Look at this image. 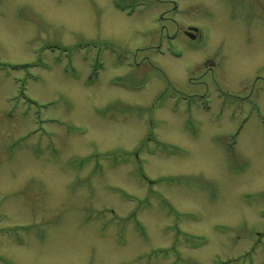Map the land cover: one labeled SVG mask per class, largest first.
Wrapping results in <instances>:
<instances>
[{
	"label": "rangeland",
	"instance_id": "374dc122",
	"mask_svg": "<svg viewBox=\"0 0 264 264\" xmlns=\"http://www.w3.org/2000/svg\"><path fill=\"white\" fill-rule=\"evenodd\" d=\"M177 1L0 0V264H264V0Z\"/></svg>",
	"mask_w": 264,
	"mask_h": 264
},
{
	"label": "flooded vegetation",
	"instance_id": "af4514ba",
	"mask_svg": "<svg viewBox=\"0 0 264 264\" xmlns=\"http://www.w3.org/2000/svg\"><path fill=\"white\" fill-rule=\"evenodd\" d=\"M171 2H173V9L176 10L177 8H175L174 0L173 1L171 0ZM161 19H162V21L164 20V12H162ZM180 33L181 32H178V31L174 32L172 34H169L168 32L161 33L160 41H162V42L159 41L158 44L154 47V49L162 47L164 45V40L167 39L168 40V41L166 40L167 44H165L166 55L169 54L175 58L182 57V55L185 53V49H184V47L179 46L177 44V42H175L179 38ZM181 34H183V33H181ZM184 34H186L187 41H188V42H185L184 45L188 49H189V47H191L190 46L191 44H193L192 47H197V46H194L197 43H198L199 47L202 45V42L200 40V36H196L195 34L188 32V31L187 32L185 31ZM174 49L179 50L181 52V55L175 53ZM176 55H179V56L176 57Z\"/></svg>",
	"mask_w": 264,
	"mask_h": 264
},
{
	"label": "bare ground",
	"instance_id": "6f19581e",
	"mask_svg": "<svg viewBox=\"0 0 264 264\" xmlns=\"http://www.w3.org/2000/svg\"><path fill=\"white\" fill-rule=\"evenodd\" d=\"M180 9H181V7H180ZM184 57V54L182 55V57L181 58H183Z\"/></svg>",
	"mask_w": 264,
	"mask_h": 264
}]
</instances>
